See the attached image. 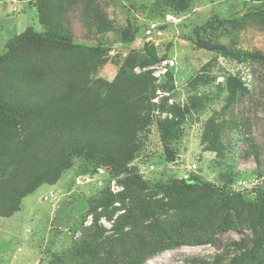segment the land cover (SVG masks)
<instances>
[{"label": "rangeland", "instance_id": "rangeland-1", "mask_svg": "<svg viewBox=\"0 0 264 264\" xmlns=\"http://www.w3.org/2000/svg\"><path fill=\"white\" fill-rule=\"evenodd\" d=\"M262 1L0 0V97L22 109L10 132L68 165L0 214V264H137L155 225L210 243L141 264H264L249 220L264 201ZM217 188L237 230H218Z\"/></svg>", "mask_w": 264, "mask_h": 264}, {"label": "trees", "instance_id": "trees-1", "mask_svg": "<svg viewBox=\"0 0 264 264\" xmlns=\"http://www.w3.org/2000/svg\"><path fill=\"white\" fill-rule=\"evenodd\" d=\"M264 3V1H262ZM246 3V1L244 2ZM35 37L38 35L39 37H44L39 33H32ZM50 36V34H48ZM46 41H49V38L45 37ZM56 43H61L60 38H56ZM63 44V43H62ZM219 48V47H217ZM253 58L259 61H263L264 57L260 53H254L251 55ZM7 58L2 55L0 57L1 61H5ZM156 59L151 57V62H155ZM12 97V96H11ZM13 98H16L13 96ZM6 97L5 95L0 97V145H4L5 142L9 141L5 150L7 154L5 157L9 158L10 165H4L3 168L7 170H2L0 172V214H10L17 210V201L25 196L28 192L36 188L42 182H55L58 177H60L61 172L68 167L66 162V157H62L61 154L63 149H59L55 151V146H53L52 153H55L54 156L50 159L47 164L41 161L38 156H35V153L28 149L31 145L29 142V138L32 136L28 133L20 134L19 144L17 140L14 138L12 131L13 128L17 125V121L21 120V112H17L16 106L20 104L17 100ZM22 110V109H21ZM28 112L23 113V115H27ZM5 123L9 133L7 135L3 134L2 124ZM77 124L76 126H78ZM12 133V134H11ZM75 134V133H74ZM76 135V134H75ZM57 136H52V140L57 141ZM13 140L15 141L13 144ZM51 140V137H50ZM49 140V141H50ZM56 145V141H52ZM80 138L76 141L79 142ZM113 139L107 141L105 144H112ZM17 143V147H16ZM20 147V150L17 148ZM80 148L84 152H88V145H80ZM1 153V148H0ZM31 159L34 160V163H31ZM35 160L37 162H35ZM40 162V164H39ZM42 162V163H41ZM194 186V183H189L186 186ZM221 196V209L222 216L220 221L218 222V230H237L238 229V221L232 217V203L231 199L227 194L223 193V190L217 188L215 189ZM250 214L249 220L254 221L253 229L256 231L258 228H262L264 226V201L262 199L257 200L256 203H249ZM157 229L158 241L150 247V249L142 255L140 258H135L137 264H141L146 259L151 257L152 255L165 251L167 249H173L175 247L181 246L183 244L189 245H200L210 243V239H196L195 241H186L184 238L178 236L166 235L168 231L165 229H159L157 225L154 226ZM162 237V239H161ZM250 253H246L245 251L240 254L242 257L249 256Z\"/></svg>", "mask_w": 264, "mask_h": 264}]
</instances>
